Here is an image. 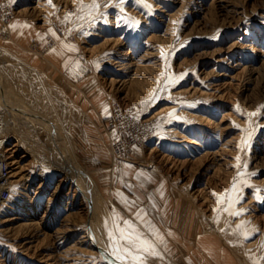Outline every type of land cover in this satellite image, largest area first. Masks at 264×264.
Segmentation results:
<instances>
[{
  "label": "rangeland",
  "instance_id": "obj_1",
  "mask_svg": "<svg viewBox=\"0 0 264 264\" xmlns=\"http://www.w3.org/2000/svg\"><path fill=\"white\" fill-rule=\"evenodd\" d=\"M82 2L88 5L92 0ZM80 3L81 0H51V4L49 0H0V25L9 26L13 17H21L38 29L52 31L59 35L58 38L75 45L104 94L107 114L102 119L107 122V127L100 128L99 134L108 139L109 119L118 103L130 123L131 132L141 138L139 144L131 146L133 150L138 147L136 150L140 155L136 157L144 162L137 165L156 172V176H167L164 178L195 203L193 208L198 210L201 219L226 235L228 241L239 245L248 264H264V247L261 246L264 244V107H261L264 106V0H124L123 3L97 0L103 15H96L91 22L87 19V11L79 10ZM69 14L71 18L66 21ZM79 16H85V19H78ZM151 33L156 37L149 39ZM10 41L0 37V44L12 49ZM47 44L52 47L56 40L48 41L44 47ZM29 46L38 47L39 41L24 44L25 49L19 47L42 58L28 50ZM145 52L146 56L140 57ZM20 55L29 60L28 56ZM122 58L125 63L134 60V65L141 63L150 68L143 74L145 77L138 76L147 80L137 89V94L129 83L110 80L111 75L123 77L115 62ZM7 59L12 58L7 56ZM6 63L10 64L9 61ZM16 70L17 90L25 91L32 100L38 98L41 104H47V98L37 87L40 84L20 69ZM32 90L35 95H31ZM53 94L58 114L70 123V132L78 144L79 161L100 169L110 188L119 181L126 183L121 165L127 160L116 164L113 176L107 174L109 168L103 169L104 163L93 156L91 150L95 146L100 148L96 140L81 131L79 108L72 98L67 100L68 103L61 99L58 91ZM55 96L70 105L66 106L70 111L68 116ZM170 104L175 107L173 112L164 108L159 111ZM155 112L157 125L154 124L155 134L151 136L153 124L150 127L145 119ZM170 113L173 115L168 120ZM252 113L256 115H250ZM4 134L0 149L9 160L18 159L23 177L13 182L10 197L0 204V264H46L43 261L45 254L65 264V259L71 257V254L65 257V250L87 229L86 201L77 194L74 203H66L67 199H72L69 193L73 192L72 185L60 180L62 175L59 177L53 170L39 165L34 154L23 148L13 133ZM188 138L194 141L184 140ZM13 143L17 145L12 152L7 148ZM154 144H158L157 148L148 154V146ZM163 153H168L177 165L165 164L161 159ZM107 160L106 166L111 163L109 158ZM218 165L220 168L215 169ZM234 180L237 181L236 190L232 191ZM199 186L204 192H197ZM37 188L43 196L26 204L23 196L29 191L33 198ZM226 191L229 195H225ZM204 195L208 197L207 203L202 202ZM218 196L221 197L219 203ZM229 202L231 210L241 213L244 222H248L245 225L247 238L243 230H237L242 221L230 218L226 210ZM19 203L27 205V211L39 224L34 230L37 239L32 243L34 247L28 250L29 255L7 229L29 216L25 209H19ZM65 206H70L71 212L83 215V218H75V230L66 236L65 223L69 220H65ZM108 206L112 209L111 204ZM99 212L104 222L107 221L101 208ZM14 215L17 217L12 224L1 223L3 218ZM219 216L227 220L228 229L221 228V224L216 226ZM123 221L117 218L119 227H124ZM135 225L148 237L144 229ZM2 227L6 230H1ZM44 232L49 234L48 238H43ZM19 233L24 234V231ZM94 251L84 254L87 257L84 264H105L101 253L96 248ZM146 264L170 263L159 248L158 256L146 257Z\"/></svg>",
  "mask_w": 264,
  "mask_h": 264
},
{
  "label": "bare ground",
  "instance_id": "obj_2",
  "mask_svg": "<svg viewBox=\"0 0 264 264\" xmlns=\"http://www.w3.org/2000/svg\"><path fill=\"white\" fill-rule=\"evenodd\" d=\"M124 9L128 10L126 7ZM116 15H118V14H116ZM0 37L1 38H7L9 40H13V38L10 34L9 26L5 23H2L0 25ZM155 37L156 36L152 33L148 36L149 39H152ZM145 39H146V37H145ZM106 41H109V40H105V42ZM111 41H114V40H111ZM116 42L117 41H115V43ZM54 45H56V44H54ZM19 46L22 49L26 48V47H24L23 44H21ZM92 48H96L95 45H92ZM27 49L34 52V53H37L38 55H40L42 57H44L43 55L45 52V48H43L44 50H42L41 46H39V47L29 46ZM144 54L146 56V52H145V53H143V55H140V57H145ZM147 55H148V53H147ZM7 56H8V58H12V59L8 60ZM118 58H120V56H118ZM32 59H34V60L33 61L30 59L27 60L25 57L21 56L20 54L16 53L11 48H9L8 45L0 44V139H1V137H4V135H5L4 132L9 133V134L13 133L16 136L18 143L21 144L23 146V148H26L28 151H30L31 153L34 154L39 165H41L44 168H47L49 170H53L56 174L59 175V177H60V175H62L61 178H59V179L63 180V181L65 180V182L68 181L73 187L72 188L73 192H69L71 194L72 199H70V200L67 199L66 203H74L76 201V196H78L77 194H79V196H81L82 198L85 199L87 207H85V209H84V211H85L84 218L87 219V221H88L87 229L83 233V235L77 240L76 243H73L70 246V248L65 250V257H67V256H69V254H71V257L69 256V258L65 259V264H84V263H87V262H85V259H87V257H84V254H91L92 252H95L94 251L95 248H96V250H98L101 253V256H103V258L105 260V264H121V262L119 260H117L114 255H112V242L109 240V236H108V232L113 231L116 238L119 237V232L117 231V228H116V226L118 225V222H116L115 216H116L117 210L121 209V207H119L115 203L114 199L112 198V194H111V191L109 188V183H107V188H105L103 183L99 180V177L101 175L104 177V179H107V177H105V175H103L99 171L100 169L88 167L87 163L86 164L84 163V165H83V163H81L79 161V158L77 156L78 144L75 143L76 142L75 136L72 135L70 132L69 121H65V117L63 118V115L61 116L60 114H58L56 107L53 103V99H52V97L54 96L53 92L58 91V93L61 94V99H63V100L65 99L66 102H68L67 101L68 99L72 98L71 101L73 100L72 102H73V104H75L77 106V108H80L79 105L81 103L79 102V104H78V101L74 100L71 95L69 96L68 93L66 91H64V89H62L59 85H57V83L55 85L53 83H51L52 82L51 80H53V79L50 76V74L35 61L36 60L35 58H32ZM6 61H9V63L11 65L7 64V63L5 64ZM113 62H114V60H113ZM115 62H117L118 65L120 66L119 69L122 70L120 73L123 77H116V76L111 75V76H109L110 80L112 82L121 81L120 83H122V84H128L129 83V85L132 86V91L134 92V89H135V93L137 94V89L141 88L144 85L143 83L147 80V78L146 79L145 78L140 79L138 76L140 75V76L145 77V75H143V74L146 73L147 71H150L149 66L145 65V64H141V63L134 65L133 64L134 60L131 61L130 63L129 62L125 63V62H123V58L119 59V60L115 59ZM16 69H20L21 72L25 73L30 79H33L37 82V84L38 83L40 84V86H37V87L40 89V91H42L43 95L47 98V104H45V103L41 104L40 100L38 98H35V97H33L35 99L32 100L26 95L25 91L19 92V90H17V86H16V82H17V79H16L17 78V72L16 71L17 70ZM45 73L47 75H45ZM133 74H134V76H132ZM136 77H137V79H133ZM51 87H55L57 90L53 89ZM32 92H33V94H31V95H35V90H32ZM68 96H69V98H68ZM62 97H64V98H62ZM55 98L59 102L60 105L64 106L65 111H66L65 115L68 116V114L70 113V111L67 108L70 106L68 104L69 102L66 103L65 101L59 100L60 98L58 99L56 96H55ZM47 106H48V108H47ZM163 108L166 109L168 112H173L175 107L171 106V104H170L169 106H162L159 109V111ZM49 111L51 114L49 113ZM156 113L157 112H155L153 115H151L150 117L145 119L146 121H148V124H150V127L153 124L152 129H150V133L152 131L151 136H153L155 134L154 133V127L157 125L156 118L154 117ZM151 118H153V119H151ZM170 118L171 117H169L168 120H170ZM154 119H155L156 123H155ZM154 124H155V126H154ZM73 131H76V130H73ZM100 135H102V134H100ZM106 136H107V134H106ZM103 137L101 136L102 144L104 145V151L106 152L107 157H109L110 162H111L109 165L106 166V164H105L103 166V169H106L107 167L109 168L108 170L110 172L107 174H110L111 176H113V172L115 170L116 164L120 160H123V159H126L127 161H130L131 163L135 162V163H139V164H144V162L142 160L137 159V157H139V155H140L139 152H137L138 150L134 151L133 148H128V149H126L127 152H125L123 154L111 142L112 140H111L109 134H108V139L105 137L103 138ZM184 140H186L188 142L194 141L193 138H188V139H184ZM178 143H179V141H178ZM137 144H139V143H137ZM16 145H17L16 143H13L7 149H11V151L13 152V151H15ZM140 145H141V143H140ZM157 145L154 144V145L148 146V152L147 153L148 154L152 153L157 148ZM22 151H23V149H22ZM136 155H137V157H136ZM0 156H1L0 161H3L8 167L6 177L2 176V172L0 170V182L3 179L6 180L10 184V189L12 190L13 189V182L18 181L23 177V174L21 173V165L17 163L18 159L9 160L8 159L9 156L8 157L4 156L1 149H0ZM169 157L170 156L168 153H163L161 156V159L163 160V162L165 164L170 163L171 166L175 167L177 165V162L174 160H171V158H169ZM199 160H201V158H199ZM181 164H184V163L181 162ZM218 166L215 167V169L220 168V165H218ZM230 167H231V165H230ZM223 169L226 171L225 168H223ZM107 174H106V176H107ZM164 177H167V176L163 175V178ZM96 179L99 180L100 184L98 183V181ZM164 179L167 181V183L169 184L170 187L172 185V187H173L172 189L174 190L173 191L174 196L176 198H178L179 200L185 202L187 205H189V207L191 208V210L193 211V213L196 215V217L198 219L200 228L206 232L216 233L220 237L223 238V240L227 243V245H228V247H229V249L233 255V258L235 259V264H248L247 259L245 258V256L241 252V250L239 249V245H237L235 243H231L230 241H228V239L226 238V235H224L222 232H220L218 230H215L211 225H209V223H206L203 219H201V217L199 216L198 210H195V208H193L195 203L192 200L190 201V199L187 196L180 193V191L174 187V185L171 183L170 180H168L166 178H164ZM27 182H29V181H27ZM32 182H34V181H32ZM0 186H1V183H0ZM39 191H40L39 188H37L35 191H33V193L35 194V195H33V198L31 197V194H29V191H28V193H26L25 196H23V200L25 201V203L27 204L31 201V199H34V198L36 199L39 196H43L42 194H39ZM52 191H53V189H52ZM197 192L198 193L204 192L203 187L199 186L197 188ZM103 193H104V195H103ZM106 194L108 196H106ZM4 201H6V200H2L0 198V204H1V202H4ZM202 202H205V203L208 202L207 195H204L202 197ZM19 204H20V206H18L19 209L22 211L25 209L24 210L25 214L29 215V216L28 217L26 216L20 220L18 219L19 221L17 223L10 225L7 229L12 231L13 240L20 243V246L24 247L25 252L29 255L28 250H30L32 247H34L32 245V243L34 241H36V239H37L35 237L36 235H35L34 230L36 229V227L39 224H38L37 220H34V217L31 216L30 212L27 211V205L21 204V203H19ZM109 204L112 205L111 206L112 209H110V207L108 206ZM69 208H70V206L69 207L65 206V210H66L65 220L70 221V222L68 221L65 223V236L68 235L70 232L72 233L75 230L74 229V224L76 221L75 218H83V215L76 213L75 211L71 212L69 210ZM100 208L102 209V212L106 215L107 221H105V222H104L105 219H102L103 217H101V214L99 212ZM71 209H72V206H71ZM150 210L153 211L154 207L150 206ZM122 212L126 217L128 216L131 218V215L127 211H122ZM221 215H223V214H221ZM16 217L17 216H15V215L12 217H5L1 220V223L4 224L7 222L8 223L10 222L12 224L14 222L13 219H15ZM223 217L224 216H219L220 221L218 223H216V226L217 225L219 226L221 224L220 225L221 228L228 229L227 220L225 221V219ZM230 218L232 220L238 219L239 221H242V222L245 221V219L243 217H241V215H235V216L231 215ZM103 222H104V224H103ZM105 223H107V226H105ZM132 223L134 225L137 224L139 228L141 227L142 229H144L145 233H147V235H148L147 238L152 239L153 243L156 245L155 246L156 250H158L160 248L159 244L157 243V241L153 237V235H151L142 226V224L138 220L133 218ZM210 223L212 225H214L213 222H210ZM3 227L1 228V230L2 229L6 230V228H3ZM42 229H43V227H42ZM22 231H24V234L19 233ZM43 234H44L43 238H48L49 234L47 232H44ZM86 241H87L88 245H87ZM70 251H71V253H69ZM79 251L82 253H80ZM236 257L239 259V261L236 260ZM43 258H44L43 261L46 264H60V263H58V260L53 259V257L51 255L45 254V256L43 255ZM169 263L170 264H180V263L173 261L171 259H170ZM231 263H232V261H231Z\"/></svg>",
  "mask_w": 264,
  "mask_h": 264
},
{
  "label": "crops",
  "instance_id": "obj_3",
  "mask_svg": "<svg viewBox=\"0 0 264 264\" xmlns=\"http://www.w3.org/2000/svg\"><path fill=\"white\" fill-rule=\"evenodd\" d=\"M9 29L13 40L8 43L12 49L18 54L28 56L27 58L32 61L34 60L32 58H35V61L50 74L54 85L57 83L68 95L77 100L78 104L81 103L79 105L81 131L88 133L87 136L90 139L96 140L97 146L102 151L99 152L95 146L91 149L93 156L105 165L109 157L104 151L102 135L98 132L103 126L107 127V122L102 119V116L107 114L104 94L98 79L83 63L77 47L58 38L59 35H53L52 31L38 29L21 17H13L9 21ZM48 38L50 39L47 40ZM33 40L39 41L41 47L46 46L50 40H56V45L50 47L47 44V47H44V57L41 58L19 47ZM65 45L74 46V50H69ZM134 151H137L136 148ZM137 164L139 163L127 161L121 165L126 183L119 181L115 187L111 188L109 185L112 198L121 207L117 210L116 216L114 215L116 222L117 218L120 222L123 219L131 222L133 218L138 220L153 235L161 251L167 254L166 258L169 261L171 259L180 264H235V259L223 238L216 233L203 231L189 205L174 196V190L167 181L161 176H156L154 174L156 172L144 170ZM87 166L95 168L88 163ZM96 180L98 183L100 180L107 188V179H104L102 175L99 180ZM150 206L154 207L153 211L150 210ZM140 209L144 210L143 218L150 224L137 219L136 213ZM120 210L127 211L131 218L126 217L123 212L120 213ZM168 222L171 224L167 226ZM164 226H167L166 229ZM155 233L162 237V241ZM156 251L159 253V249ZM236 260L239 261L237 257Z\"/></svg>",
  "mask_w": 264,
  "mask_h": 264
},
{
  "label": "snow or ice",
  "instance_id": "obj_4",
  "mask_svg": "<svg viewBox=\"0 0 264 264\" xmlns=\"http://www.w3.org/2000/svg\"><path fill=\"white\" fill-rule=\"evenodd\" d=\"M121 3L124 0H120ZM51 4V0H49ZM107 6V5H105ZM147 7V5H145ZM100 5L97 3V0H92L91 4L85 5L83 4L82 0L80 3V11H87V19L89 22L95 19L96 15H103V13L99 12ZM71 18V14L65 17V20H69ZM78 19L84 20L85 16H79ZM71 32V30H70ZM70 34V33H69ZM55 35V33H53ZM66 48L69 50H74V46L65 45ZM163 75V74H162ZM147 103V102H146ZM264 107V106H261ZM239 111V109H238ZM173 114H169L171 117ZM250 115H256V113H252ZM247 139V138H246ZM237 181L234 180L232 191L236 190ZM215 195V194H214ZM225 195H229L226 191ZM221 197H217L218 203L220 202ZM231 202H229L228 208L226 209L229 211V215H240L241 213L232 211L231 210ZM137 219H140L143 223L150 224L149 221H146L144 217V210L140 209L136 213ZM248 222H242L241 225L237 226V230H243V234L245 238H247V230L245 229V225ZM124 227L116 226L117 231L119 232V237L116 238L113 231L108 232L109 240L112 242V255L116 257L117 260L121 262V264H146V257L147 256H158L159 253L156 251L155 244L152 240L148 239L147 236L140 230L136 228V226L130 220L123 221ZM107 226V223H106ZM153 231H155L153 229ZM157 238L159 237L158 233H155ZM264 247V244L261 245Z\"/></svg>",
  "mask_w": 264,
  "mask_h": 264
},
{
  "label": "built area",
  "instance_id": "obj_5",
  "mask_svg": "<svg viewBox=\"0 0 264 264\" xmlns=\"http://www.w3.org/2000/svg\"><path fill=\"white\" fill-rule=\"evenodd\" d=\"M123 112L121 106L117 103L114 114L109 119L108 134L114 146L124 154L127 152L126 149L131 148V146L137 143L141 138L131 132L130 123L125 119V114ZM122 119L127 121V123H124ZM7 168V165L3 161H0L2 176L6 177ZM0 183V198L2 200H7L11 194L10 184L4 179L1 180Z\"/></svg>",
  "mask_w": 264,
  "mask_h": 264
}]
</instances>
